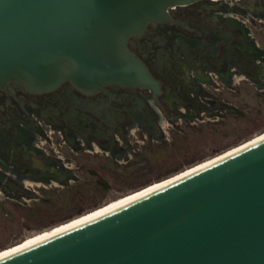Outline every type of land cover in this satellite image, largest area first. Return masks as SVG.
I'll return each instance as SVG.
<instances>
[{"label":"water","instance_id":"water-1","mask_svg":"<svg viewBox=\"0 0 264 264\" xmlns=\"http://www.w3.org/2000/svg\"><path fill=\"white\" fill-rule=\"evenodd\" d=\"M196 0H0V88L159 82L130 48ZM236 113L243 111L228 104ZM0 264H264V137L0 254Z\"/></svg>","mask_w":264,"mask_h":264},{"label":"flooded vegetation","instance_id":"flooded-vegetation-1","mask_svg":"<svg viewBox=\"0 0 264 264\" xmlns=\"http://www.w3.org/2000/svg\"><path fill=\"white\" fill-rule=\"evenodd\" d=\"M168 14L170 19L147 22L129 42L159 82L156 98L147 87L115 84L85 93L68 79L42 92L12 82L0 88L3 211L5 198L40 194L34 186L78 182L73 168L80 166L73 164L116 169L121 147H133L136 132L145 138L162 134L178 115L198 119L195 114L205 111L223 112L222 120L244 118L230 98L264 100V0H196L172 6ZM89 174L96 175L97 181L85 182L93 191L107 187L101 173ZM78 186L68 191L75 201Z\"/></svg>","mask_w":264,"mask_h":264},{"label":"rangeland","instance_id":"rangeland-1","mask_svg":"<svg viewBox=\"0 0 264 264\" xmlns=\"http://www.w3.org/2000/svg\"><path fill=\"white\" fill-rule=\"evenodd\" d=\"M254 97L246 95V99H229L246 112L244 118L228 115V119L222 120L226 117L223 112L210 115L205 111L195 114L198 119L178 115L169 121L170 124L165 123L162 134L145 138L144 132H136V137L130 136L133 147L123 145L121 153H118V156H122L119 157L122 158L120 161L116 160L120 169H115L114 165L112 169L101 165V168H97L86 161L76 163L73 166L80 167L73 168V172L81 176L78 182H71L68 186L60 182L61 185L50 188L34 186L40 194L12 197L13 200L5 198L3 201L8 211L0 208V250L83 215L111 199L171 177L264 132V100ZM136 138L140 141L143 139L145 143L135 142ZM92 169L104 177L107 187L103 190L93 191L89 184H85L89 180L97 181L96 175L89 174ZM82 184L85 186H78ZM75 186L80 189L77 195L79 201L69 196L68 191L75 189Z\"/></svg>","mask_w":264,"mask_h":264},{"label":"bare ground","instance_id":"bare-ground-1","mask_svg":"<svg viewBox=\"0 0 264 264\" xmlns=\"http://www.w3.org/2000/svg\"><path fill=\"white\" fill-rule=\"evenodd\" d=\"M262 137H264V132H261L259 134H256L255 136H253V137H251V138L243 141L239 145H237V146H235V147H233L231 149H228V150H226V151H224V152H222V153H220L218 155H215L213 157H210V158H208V159H206V160H204L202 162H199V163H197V164H195V165H193L191 167H188L185 170H183V171H181V172H179V173H177V174H175V175H173L171 177H168V178L163 179L161 181L154 182V183H152L150 185H147V186H145V187H143V188H141L139 190H136V191L131 192L129 194L123 195V196H121V197H119L117 199H114V200L111 199V201L110 200H109V202L107 201V203H105L104 205H102L100 207L98 206L96 209H92L91 211H89L87 213L85 212V214L80 215V216H78V217H76L74 219H71L69 221L60 223V224H58V225H56L54 227L52 226V228H50V229L43 230V231H40L38 233L32 234L31 236L25 238L24 240L22 239V241H20L19 243L14 244V245H12L10 247H7L5 249L0 250V254H3V253H5V252H7L9 250H12V249L16 248V247H19V246H21V245H23L25 243H28V242H30L32 240H35V239H37V238H39L41 236H44V235H46L48 233H51V232H53V231H55L57 229H60V228H62L64 226H67V225H69V224H71L73 222H76V221L80 220V219H83V218H85V217H87L89 215H92V214H94V213H96L98 211H101V210H103L105 208H108V207H110V206H112L114 204H117V203H119L121 201H124V200H126V199H128L130 197H133V196H135L137 194H140V193H142V192H144L146 190H149V189H151L153 187H156V186H158V185H160L162 183H165V182H167L169 180H172V179H174V178H176L178 176H181V175H183L185 173H188L189 171H192L193 169H196L197 167H200V166H202V165H204L206 163H209V162H211V161H213L215 159H218L219 157H222V156H224V155H226V154H228V153H230V152H232V151H234V150H236L238 148H241V147H243L245 145H248V144H250V143H252L254 141H257V140L261 139Z\"/></svg>","mask_w":264,"mask_h":264},{"label":"trees","instance_id":"trees-1","mask_svg":"<svg viewBox=\"0 0 264 264\" xmlns=\"http://www.w3.org/2000/svg\"><path fill=\"white\" fill-rule=\"evenodd\" d=\"M119 167V166H118ZM119 169H120V167H119ZM89 189V188H88ZM91 189V188H90ZM89 194V192L87 193V195Z\"/></svg>","mask_w":264,"mask_h":264}]
</instances>
